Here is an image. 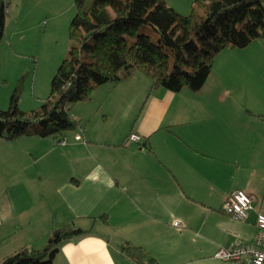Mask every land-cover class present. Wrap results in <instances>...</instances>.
Masks as SVG:
<instances>
[{
    "label": "crops",
    "instance_id": "1",
    "mask_svg": "<svg viewBox=\"0 0 264 264\" xmlns=\"http://www.w3.org/2000/svg\"><path fill=\"white\" fill-rule=\"evenodd\" d=\"M18 20L5 21L4 38ZM250 46L221 50L197 91L150 88L137 77L97 87L71 105L78 126L64 145L0 138V261L22 247L43 248L71 225L86 233L61 240L52 264H143L125 243L152 264H233L213 253L252 243L255 215L264 214V97L250 108L230 93L236 70L261 59L240 57ZM20 55L0 43V62ZM77 133L82 141H73ZM129 133L140 146L125 143ZM235 189L254 199L244 222L221 209Z\"/></svg>",
    "mask_w": 264,
    "mask_h": 264
},
{
    "label": "trees",
    "instance_id": "2",
    "mask_svg": "<svg viewBox=\"0 0 264 264\" xmlns=\"http://www.w3.org/2000/svg\"><path fill=\"white\" fill-rule=\"evenodd\" d=\"M11 1L0 0V43L5 37V8ZM263 2L193 0L188 14L181 15L163 0H74L67 54L51 79L46 99L36 110H20L17 84L8 108L0 110V138L63 137L78 126L71 105L88 100L101 85L127 82L137 73L149 80L150 88L173 93L182 88L199 90L221 50L264 41ZM145 26L157 34L156 43L137 33ZM83 233L71 225L56 229L43 248L22 247L0 264H52L59 242ZM121 246L134 262H155L138 246Z\"/></svg>",
    "mask_w": 264,
    "mask_h": 264
},
{
    "label": "rangeland",
    "instance_id": "3",
    "mask_svg": "<svg viewBox=\"0 0 264 264\" xmlns=\"http://www.w3.org/2000/svg\"><path fill=\"white\" fill-rule=\"evenodd\" d=\"M74 0H13L8 4L5 21L19 18L18 23L11 22L7 26V38L1 45L10 44L16 54L15 63L10 56L0 62V110H6L11 92L18 84L17 107L22 111L31 112L40 107L49 92L50 82L62 58L67 54V28L74 15ZM165 4L181 15L190 11L193 0H163ZM23 3V4H22ZM21 6L22 12H17ZM137 33H144L153 43L157 42V34L148 26L140 27ZM14 45H22L14 49ZM244 52L242 59L248 61L261 57L260 61L251 66L236 70L232 84L235 87L230 93L238 98V103L246 107L263 106L264 97V41L253 40ZM246 48V47H245ZM136 80L147 78L137 73ZM148 80V79H147ZM146 80V81H147ZM149 82V80H148ZM213 94L207 91V99L212 100ZM46 190V188H45ZM41 196L37 191L31 195L34 199ZM52 203L54 204L53 200ZM43 204V201H42ZM42 207V205H41Z\"/></svg>",
    "mask_w": 264,
    "mask_h": 264
},
{
    "label": "built area",
    "instance_id": "4",
    "mask_svg": "<svg viewBox=\"0 0 264 264\" xmlns=\"http://www.w3.org/2000/svg\"><path fill=\"white\" fill-rule=\"evenodd\" d=\"M8 12V5L5 13ZM75 141H82V136L77 133L73 136ZM141 137L136 133H129L126 137V144H140ZM57 145L67 143V137H58L54 140ZM253 196L243 190L235 189L226 195L221 209L236 221H246L249 213L254 210ZM173 225L179 226L178 222ZM255 233L252 243H234L228 246H221L213 253V258L230 261L233 264H264V214L261 212L255 215Z\"/></svg>",
    "mask_w": 264,
    "mask_h": 264
}]
</instances>
